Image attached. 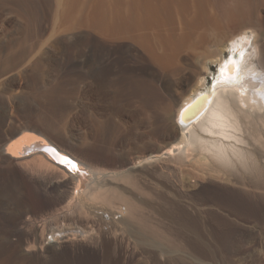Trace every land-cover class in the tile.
<instances>
[{
  "label": "rangeland",
  "instance_id": "obj_1",
  "mask_svg": "<svg viewBox=\"0 0 264 264\" xmlns=\"http://www.w3.org/2000/svg\"><path fill=\"white\" fill-rule=\"evenodd\" d=\"M64 1L0 0V264H264V181L244 177L240 165L235 184L216 177L221 168L202 177L194 159L135 165L174 143L180 99L199 81L200 51L176 50L183 16L143 33L162 42L154 43L159 62L137 37L135 0ZM224 1L214 0V10ZM230 1L241 28L258 31L263 48L264 0ZM110 11L118 13L108 24ZM114 25L117 34H134L110 37ZM207 50L218 52L213 44ZM24 130L105 172L106 200L81 201L105 214L64 216V183L34 177L3 155ZM119 207L125 214L114 220ZM72 222L93 232L45 241L55 223Z\"/></svg>",
  "mask_w": 264,
  "mask_h": 264
},
{
  "label": "bare ground",
  "instance_id": "obj_2",
  "mask_svg": "<svg viewBox=\"0 0 264 264\" xmlns=\"http://www.w3.org/2000/svg\"><path fill=\"white\" fill-rule=\"evenodd\" d=\"M226 1L228 0L224 1V6L221 3L223 7L216 11L214 10V0H135L134 11L130 15L134 12L137 18V37H140L142 43L145 42L156 60L161 62L162 58L155 55L154 43L157 42L158 49L162 42H154L151 40L152 38H148L147 34L143 33L149 28L153 29V23L155 28L160 31L164 26L173 22V17L176 21L179 16H183L185 31L180 36H178V31L175 33L178 42V49H176L177 47L175 49L193 53L200 51L201 58L204 59L201 71L198 72L199 81L195 91L180 99L181 103L179 102L180 105L175 112L174 121L179 130L178 137L160 154H151L149 157L137 159L136 166L160 161L162 158H175L177 161L185 163L194 159L196 169L202 171V177L211 176L207 173L208 169L217 173V168H221L225 172L217 173L216 177L220 181L225 180V183L233 184L237 180L235 179L237 176L235 167L240 165L244 169V177L247 173L252 172L253 180L256 183L260 184L264 181V156H262L264 152V47L258 45V31L252 30L250 31L251 35H248L247 31L241 28L243 25L240 23V17L234 12V6L230 0L232 6ZM69 4L70 0L67 1V6ZM121 9L123 10L122 16L127 17L128 11L125 6ZM108 13L104 17V22L109 24L118 12L112 14L110 11ZM120 14L122 13L120 12ZM68 15L70 16L69 20L74 17L70 13ZM108 15H110L109 19H107ZM95 24L96 21L90 23L93 27ZM117 28L116 25L109 27L108 36L118 37L123 33L128 36L134 34L132 31L129 32V29L117 34L115 31ZM174 32L175 29L172 28L170 37H173ZM209 44H213L218 52L207 50ZM170 45L173 46L171 43ZM218 46L224 48L219 51ZM206 55L211 56L206 57ZM196 61L195 64L200 62V60ZM201 96L205 97L193 109V115L183 119V111ZM254 127L259 128V131H256L258 134L255 137L253 136L256 139L252 137V142L249 134ZM27 131L30 130L22 131L5 144L3 155L13 159L15 164L20 165L34 177L37 176L45 180L47 177L54 176L53 179L56 183H64L69 197L67 212L64 213V216L71 217L76 213L77 216L88 219L94 216L93 213L105 214V212L98 211L99 209L96 211L81 204V201L84 203V200L87 199L89 201L90 199L94 201L97 199L106 200V193H100L101 182L107 176L105 172L63 151V149L53 146L41 135ZM68 161L75 164L74 169L67 163ZM244 177H241V180L239 178V182H243ZM64 194L67 196V193ZM131 207L132 204H130ZM113 214V219L118 220L125 214V208L119 207ZM53 226L49 229L50 235L48 233L45 238L48 243H55L71 237L82 239L86 237V234H89L86 228L90 229V232H93L94 229L82 227L73 222L60 223V225L55 223Z\"/></svg>",
  "mask_w": 264,
  "mask_h": 264
},
{
  "label": "water",
  "instance_id": "obj_3",
  "mask_svg": "<svg viewBox=\"0 0 264 264\" xmlns=\"http://www.w3.org/2000/svg\"><path fill=\"white\" fill-rule=\"evenodd\" d=\"M205 96H201V97H198L196 98L188 107V109L184 110L183 111V119H185L186 117L188 116H191L193 115V109H195L197 107V105L200 103V101H202L204 99Z\"/></svg>",
  "mask_w": 264,
  "mask_h": 264
},
{
  "label": "snow or ice",
  "instance_id": "obj_4",
  "mask_svg": "<svg viewBox=\"0 0 264 264\" xmlns=\"http://www.w3.org/2000/svg\"><path fill=\"white\" fill-rule=\"evenodd\" d=\"M69 165H71V167L74 169L75 168V164H73L71 161L67 162Z\"/></svg>",
  "mask_w": 264,
  "mask_h": 264
},
{
  "label": "crops",
  "instance_id": "obj_5",
  "mask_svg": "<svg viewBox=\"0 0 264 264\" xmlns=\"http://www.w3.org/2000/svg\"><path fill=\"white\" fill-rule=\"evenodd\" d=\"M76 23V22H75Z\"/></svg>",
  "mask_w": 264,
  "mask_h": 264
}]
</instances>
